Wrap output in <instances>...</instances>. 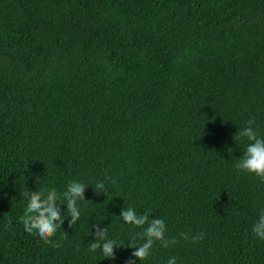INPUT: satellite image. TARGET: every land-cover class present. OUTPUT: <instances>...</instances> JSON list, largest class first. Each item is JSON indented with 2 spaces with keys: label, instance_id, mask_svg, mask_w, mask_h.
<instances>
[{
  "label": "trees",
  "instance_id": "trees-1",
  "mask_svg": "<svg viewBox=\"0 0 264 264\" xmlns=\"http://www.w3.org/2000/svg\"><path fill=\"white\" fill-rule=\"evenodd\" d=\"M250 119L264 137V0H0V264H125L129 207L177 240L135 264H264V182L235 168ZM71 181L89 187L73 228L58 201L55 248L23 193Z\"/></svg>",
  "mask_w": 264,
  "mask_h": 264
},
{
  "label": "clouds",
  "instance_id": "clouds-1",
  "mask_svg": "<svg viewBox=\"0 0 264 264\" xmlns=\"http://www.w3.org/2000/svg\"><path fill=\"white\" fill-rule=\"evenodd\" d=\"M254 125L255 120L250 119L247 126L238 133L239 137L247 138L248 144L243 155L236 160L235 168L244 174L254 175L264 182V137L258 134V131L253 127ZM227 151L231 152L232 149L228 148ZM112 183H115V181H112ZM88 187L84 183L71 181L62 193H58L54 188L39 191L26 190L23 195L27 203L24 213L20 217L24 231L29 235L38 236L45 244H51L55 248L61 247L62 242H53L57 230L61 229V225L65 221L58 201L62 200L63 205H66V212L68 218H70L68 227L73 228L81 218L79 202L85 201L84 193ZM93 189L97 195L107 194V188L103 181L97 182ZM151 216L150 211H145L143 215H140L131 207L121 209L119 218L125 224L143 229V231L130 236V242L126 247L134 249V251L131 252V257L125 264H135L136 260L146 261L157 242L163 248H168L177 243L175 238L168 239L166 237L167 229L164 220L159 217L150 219ZM93 228L95 229L93 233L94 241L87 245L89 251L96 252L99 249L104 258L115 259L114 249L120 248V246L117 245L115 240L108 238V227L100 228L99 224H95ZM251 231L255 238L264 241V211L261 212L257 221L253 224ZM181 237L188 240L189 234L181 233ZM67 238V233H64L62 239ZM203 238L204 234L198 233L191 236V242L196 243L203 240ZM138 240H142L143 243H138ZM167 264H176V257H170Z\"/></svg>",
  "mask_w": 264,
  "mask_h": 264
}]
</instances>
